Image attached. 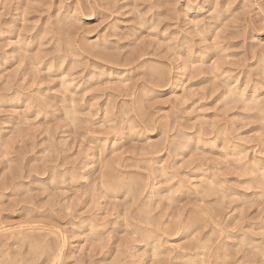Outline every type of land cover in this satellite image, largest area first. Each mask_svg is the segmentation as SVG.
<instances>
[{
	"label": "rangeland",
	"instance_id": "obj_1",
	"mask_svg": "<svg viewBox=\"0 0 264 264\" xmlns=\"http://www.w3.org/2000/svg\"><path fill=\"white\" fill-rule=\"evenodd\" d=\"M0 264H264V0H0Z\"/></svg>",
	"mask_w": 264,
	"mask_h": 264
},
{
	"label": "bare ground",
	"instance_id": "obj_2",
	"mask_svg": "<svg viewBox=\"0 0 264 264\" xmlns=\"http://www.w3.org/2000/svg\"><path fill=\"white\" fill-rule=\"evenodd\" d=\"M243 91V90H242Z\"/></svg>",
	"mask_w": 264,
	"mask_h": 264
}]
</instances>
